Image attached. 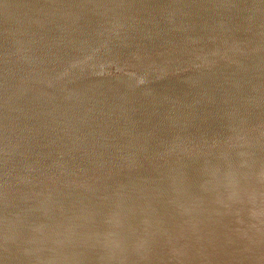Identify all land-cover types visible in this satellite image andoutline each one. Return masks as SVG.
Returning <instances> with one entry per match:
<instances>
[{
	"label": "water",
	"instance_id": "95a60500",
	"mask_svg": "<svg viewBox=\"0 0 264 264\" xmlns=\"http://www.w3.org/2000/svg\"><path fill=\"white\" fill-rule=\"evenodd\" d=\"M0 264H264V0H0Z\"/></svg>",
	"mask_w": 264,
	"mask_h": 264
}]
</instances>
